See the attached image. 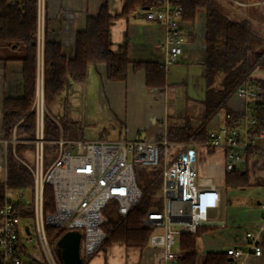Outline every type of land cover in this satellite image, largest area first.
<instances>
[{"label": "built area", "instance_id": "1", "mask_svg": "<svg viewBox=\"0 0 264 264\" xmlns=\"http://www.w3.org/2000/svg\"><path fill=\"white\" fill-rule=\"evenodd\" d=\"M27 0H10L9 4L23 6ZM36 75L35 92L30 113L35 116V133L30 140L17 138L15 129L11 137L0 133V171L7 175L8 159L12 152L30 171L33 186L31 197L25 192H11L7 179L0 197V264H62L56 242L66 232H81L80 254L83 259L92 258L105 241L104 226L115 209L127 216L143 197L137 181V169L155 170L161 166L160 208L149 209L142 221L151 230L149 245L163 251L165 262L175 264L184 258L181 237L196 234L209 220L210 212L220 206L221 192L210 178L197 171L195 147L204 146L222 151L227 162L225 172L235 169V162L248 156H264V130L259 125L262 84L253 74L246 77L233 96L242 105L236 113H226L225 123L210 129L207 139L183 142L164 140L121 138L118 140H80L66 138L62 132L54 140L45 137V115L48 105L45 96L44 50L46 37V0H36ZM183 7L171 0H160L145 10L146 19L164 26V38L160 43L164 70L174 66L182 55L185 38L181 30ZM61 129V128H60ZM30 143L32 160L16 155L18 143ZM47 144L56 149L47 160ZM177 148L169 157V149ZM49 185L54 194V212L44 208V190ZM25 188H18L23 190ZM16 194L18 199L11 196ZM17 202L31 206L33 227L23 225L24 217ZM264 210V203L261 204ZM48 227L58 228L60 236H48ZM264 228V224L261 229ZM245 248L229 247L226 253L239 260L251 254H262L259 236L246 233ZM36 242V247L31 245ZM40 251V259L33 250Z\"/></svg>", "mask_w": 264, "mask_h": 264}, {"label": "crops", "instance_id": "2", "mask_svg": "<svg viewBox=\"0 0 264 264\" xmlns=\"http://www.w3.org/2000/svg\"><path fill=\"white\" fill-rule=\"evenodd\" d=\"M55 1H57L56 4L52 5L53 3H51V6H54L56 13L49 14L48 0H46V34L51 42H58L61 45L62 52L66 57L72 58L74 56L76 34L85 29L87 18L96 16L101 5L106 1L113 16L110 28V47L114 52H126L130 60L128 77L125 81L109 80L106 76L105 64H89L84 82L78 83L68 80L70 82L69 89L77 85L82 87V95L79 99L84 101L85 106L87 103H96L102 106L106 104L107 112L105 115L111 116L112 113L115 118L121 117V120H125L127 131L125 133L120 132L112 138L106 137L110 135L106 131L104 136L95 139L69 137L70 126L64 125L63 122H66L67 118L73 119L75 113L68 110V97H64L62 93L52 103L48 104V107H52L55 112L54 116H50L58 123L59 135L62 132L66 138L80 140H118L121 138L157 140V137L164 134L170 142L188 141L170 140L168 137L169 130L175 127H183L186 119H189L194 126H199L202 123L205 112L203 100L210 90L206 81L204 64L206 59V12L205 17L202 18L200 29L194 26L197 23L200 10L194 22L181 21V30L185 38L182 55L174 66L168 71L164 70V85L151 86L147 83L146 71L135 68L134 64L137 62H155L158 64L162 62L163 52L160 50V43L165 33L162 23L150 21L146 19L144 14H138L139 8L128 16H121L125 0H85V4L81 5L77 12L69 13V19L62 24L58 20L59 11L55 5L62 1L63 9H71L70 4H74V1L77 0ZM231 1L233 2V4H229L231 14L243 17L235 21H247L250 28L252 24L258 26L259 41L264 42V0ZM216 2L228 16L229 13L222 5L224 1L216 0ZM140 9L144 12L146 10V8ZM255 51L257 50L254 48L253 52ZM15 56L21 55L15 54L14 48L0 46V133L3 125L5 98L21 97L24 93L23 62L20 59H12ZM256 71L258 73H255ZM252 74L262 84L260 79L264 78V70L256 68ZM198 84H200V88H198ZM64 92H66V87ZM190 92L192 94L200 92L199 95L203 96L200 100L195 97L192 99L196 103L200 102V112L198 113L183 112L180 108V101L183 98L185 100L191 99ZM196 93L195 95H198ZM230 99H233L232 103L228 101L230 111L224 109L225 114L220 119L217 116L219 112L216 113L206 126L208 132L210 129H216L225 123L226 113H236V110L241 107L242 102L238 98L232 96ZM57 101H62L64 104L62 113H59L58 109L54 107L55 103H58ZM58 113L64 121L58 119ZM94 116H100V113L96 112ZM65 127H67L66 133ZM262 129L264 130V128ZM140 132H145L146 136L142 137ZM196 148H205L210 155V160L205 165L198 166L199 175L212 179L221 192L220 206L210 212L207 221L211 223L202 225L203 231L200 234L196 233V264H204L209 253H226V249L229 247L245 248L247 232L258 234L262 254L260 256L251 254L239 260L231 257L233 259L232 264H264V228L261 229L264 224V210L261 207L264 198H260L264 197V156H248L236 161L234 170H240L238 166L243 163L244 169L241 171L247 173L249 184L245 187H229L226 184V179L232 171L225 172L227 160L224 153L204 146L195 147V152ZM177 152V148H170L169 157L175 156ZM22 157L32 160L31 148L23 151ZM144 172L149 175L156 174L153 169L139 170L141 176ZM8 175L7 169V175L3 172L7 184ZM220 177L224 180V187L217 182ZM1 184L3 183L1 182ZM254 190H257L258 193H254ZM228 191L233 193V198L227 201ZM180 260L175 264H179ZM89 264H172V262H165L163 251L150 246L149 242L144 248L127 247L124 243L115 242L106 250L97 251Z\"/></svg>", "mask_w": 264, "mask_h": 264}, {"label": "trees", "instance_id": "3", "mask_svg": "<svg viewBox=\"0 0 264 264\" xmlns=\"http://www.w3.org/2000/svg\"><path fill=\"white\" fill-rule=\"evenodd\" d=\"M10 0H0V46L19 49L22 47L20 59L23 62L24 93L21 97L5 98L3 104L2 133L8 138L15 129L17 138L30 140L35 133V116L30 107L35 92L36 75V31L37 6L36 0H27L23 6L9 4ZM182 5V20L194 22L200 9L206 12V81L210 90L207 92L203 104L205 106L202 123L194 126L189 119L183 127L169 130V139L173 140H205L208 136L206 129L210 120L221 109L230 111L228 101L233 96L239 84L258 68L264 70V48L254 50L253 33L247 21L230 19L216 0H171ZM160 0H125L121 16H128L136 9L148 8L158 4ZM113 20L105 1L96 16L88 17L84 30L76 34L75 54L72 58L63 54L58 42H51L45 37L44 69L45 96L47 105L52 103L65 91L67 81L84 82L89 64H105L106 76L112 81H125L128 77L130 60L126 52H114L110 47V28ZM135 68L144 69L147 73V83L151 86L164 85V69L160 63L137 62ZM263 90L260 96L264 105V78H261ZM259 125L264 128V106L259 109ZM45 137L54 140L59 137L58 123L45 115ZM67 127H65V133ZM32 149L30 143H18L15 152L22 157L23 151ZM45 149L49 154L56 149L55 144H47ZM161 166L153 170L155 175L145 172L141 176L143 197L132 211L121 217L115 209L109 214V222L104 226L107 237L99 250H106L115 242L124 243L127 247L144 248L148 242L151 230L142 224L146 212L153 208H160L159 201L154 199L160 194V179L158 174ZM8 186L12 189H30L33 178L30 171L10 152L8 159ZM152 172V173H153ZM226 184L229 187H245L249 184L247 173L233 170L227 175ZM4 185L0 183V197ZM17 207L24 217H31L32 208L22 202ZM44 208L47 212H54V194L51 186L44 190ZM48 236L57 240L61 233L58 228L48 227ZM203 230L199 228L197 234ZM197 234H184L181 237V248L184 258L179 264H196L197 252L195 239ZM90 259H83L80 264H89ZM232 258L227 253H209L204 264H232Z\"/></svg>", "mask_w": 264, "mask_h": 264}, {"label": "rangeland", "instance_id": "4", "mask_svg": "<svg viewBox=\"0 0 264 264\" xmlns=\"http://www.w3.org/2000/svg\"><path fill=\"white\" fill-rule=\"evenodd\" d=\"M223 1H224L223 4L221 2L220 3L223 5L224 9L229 13L228 16L231 19L240 20L243 18L242 16H239V15L234 16L231 14V8L229 6V4L230 5L233 4V2L231 0H223ZM56 2L57 1H55V0L53 2L52 1L50 2V0H48L47 4H48V10H49L48 13L49 14L56 13L54 6H51V3H53L52 5H54V3L56 4ZM83 4H85V0H77V1H74V4H70L71 9L70 8H64L63 9L62 8L63 3H62V1H60L58 5H55V6H57L58 11H59V14H58L59 22L64 24V22L69 19V13L77 12L78 8ZM234 6H236V5H234ZM58 11H57V13H58ZM137 12L140 15H142V14L145 15L144 10H142V9H139ZM204 17H205V10L200 9L199 14H198L197 23L194 25L197 29L201 28L200 25L202 23V18H204ZM190 25L192 26L193 24H190ZM258 29H259L258 26L254 25V24L251 25V31L253 33L254 48L257 51L262 50L264 47V42L259 41L260 36L258 34ZM14 51H15V54H17V55H22V53H23L22 47H19V49H14ZM255 73H258V71H256ZM199 85L200 84H198V88H200ZM191 91H192V88H191ZM195 93L192 94L190 92L189 96L191 97V99L185 100L183 98V100L180 101L181 102L180 108L183 110V112H187V111H188L187 113H198V112H200V102L196 103L192 99L195 97L196 99L200 100L203 98V96L199 95L200 92L196 93L198 95H195ZM62 95L64 97L65 96L68 97V100H69L68 104H67L68 110L75 113V116L73 119L67 118L66 122H63L64 125L68 124L70 126L69 134H68L69 137L71 136V137H76V138H80V139L81 138L82 139H92V138L95 139V138H99L101 136H104V132L106 131V132L110 133V135L106 136V137L112 138L114 136H117L120 132L125 133L127 131L126 123L124 122L125 120H121L122 119L121 117L115 118L112 113L111 114L109 113L111 116H108L107 114L105 115V113L107 112L106 104H104L105 106H102V105H98L96 103H89V104L87 103L85 106L84 101L79 99L82 95V87L81 86L77 85L75 87H72L68 90V92H64ZM233 99L232 100L230 99L229 103H232ZM57 102L58 103H55L54 107H56V109H58L57 111H59V113H62L63 108H64V104L62 101H57ZM96 112H99L100 116L95 117L94 115ZM48 113L51 116L55 115V112L52 109V107H48ZM59 113H58V115H59L58 119L60 121H64V119L60 116ZM224 114H225V110L224 109L220 110L218 115H217L219 117L218 119L222 118L224 116ZM140 135L142 137L146 136L145 132H140ZM157 138H158V140H164L165 136H164V134H161ZM196 154H197V168H198V166L205 165L207 163V161L210 160V155L207 152V150H205V148H203V149L196 148ZM238 168L240 170H243L244 164L240 163ZM136 175H137V181H138L139 185H141L142 184L141 183V175H140L138 169H137ZM3 180H4L3 172H0V183L3 182ZM217 182L221 186L224 187V180L221 177L218 178ZM255 188H258V187H255ZM255 188H252V189H255ZM10 191L14 192V193H16L18 191L25 192L26 198L31 197V192L29 189L18 190V189L10 188ZM255 192H257V190H254V193ZM232 194L233 193H231V191H228L227 201L233 198ZM11 197L13 199H18V196L16 194H13ZM252 198H254L253 195H252ZM260 198L263 199L264 197L262 196ZM33 224H34V221L31 218L29 220L23 221V225H29V226L33 227ZM31 247H36V242H34L31 245ZM33 252H35L40 259H43V256L38 249L33 250Z\"/></svg>", "mask_w": 264, "mask_h": 264}, {"label": "water", "instance_id": "5", "mask_svg": "<svg viewBox=\"0 0 264 264\" xmlns=\"http://www.w3.org/2000/svg\"><path fill=\"white\" fill-rule=\"evenodd\" d=\"M70 82H67L66 92H68ZM211 222H205L209 224ZM215 223V222H212ZM81 232L79 230L66 231L56 242V252L62 264H80L82 261L80 254Z\"/></svg>", "mask_w": 264, "mask_h": 264}]
</instances>
